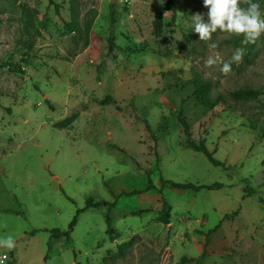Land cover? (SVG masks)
I'll list each match as a JSON object with an SVG mask.
<instances>
[{
    "label": "rangeland",
    "instance_id": "rangeland-1",
    "mask_svg": "<svg viewBox=\"0 0 264 264\" xmlns=\"http://www.w3.org/2000/svg\"><path fill=\"white\" fill-rule=\"evenodd\" d=\"M254 2L264 12V0ZM165 3L0 0V238L16 241L0 248L3 264H264V96H230L264 91V35L245 45L217 32L213 50L193 28L194 14L207 21L203 0H173L174 12ZM72 10L77 31L68 32ZM241 47L228 76L205 64ZM197 80L213 109L192 96ZM177 115L227 171L188 148ZM148 180L156 191L129 195ZM161 198L167 225L157 219ZM78 210L70 240L51 239Z\"/></svg>",
    "mask_w": 264,
    "mask_h": 264
},
{
    "label": "trees",
    "instance_id": "trees-1",
    "mask_svg": "<svg viewBox=\"0 0 264 264\" xmlns=\"http://www.w3.org/2000/svg\"><path fill=\"white\" fill-rule=\"evenodd\" d=\"M164 10L171 11V12L175 11L173 0H166V3L164 5ZM75 16L76 15H75L74 11L72 10V19L70 22L65 24V28L68 32L77 31V22L75 20ZM110 22H111V24L114 22L112 14L110 17ZM152 25H153L154 36L160 37L161 33H162V18L160 15L155 18ZM113 39H114L113 35L110 34L109 38H108L109 51L112 50ZM192 96L200 103L201 107L204 109L211 110L216 105V101L212 100L210 95H209V85L206 81L197 80L193 83ZM230 96L234 100H237V101L254 100V99L258 98L259 96H264V91H262L261 89L245 88V89L233 91L230 94ZM176 119L181 126L182 133L185 137V142H186V145L188 146V148H190L194 152L202 154L212 166L219 167V168L223 169L224 171H227L228 168L222 162H219L213 158V155H212L213 152H209L207 150L203 141L195 142L191 139L190 129H189V126H188L186 120L179 115L176 116ZM72 120H73V117H69L67 119H64L63 121L56 124V127H58L59 129H63V128L67 127L72 122ZM161 183L166 184V185L170 186L171 188L178 189V190L198 191L200 189L211 190V189H217V188L221 187V185L218 183H214L211 186H195L192 184H176V183H173L171 181H161ZM149 191H156V188L150 182V180L147 181V184H146V187L144 188V190L133 191L129 195L142 194V193H146ZM158 193L159 194L161 193L160 190L158 191ZM251 195H253V190L250 189L249 187H245L243 189V196H251ZM161 204H162L161 209L158 212L157 219L163 225H167L168 220H169V214L167 211V203L165 202V200L163 198H161ZM100 206H108V208H107V210H108L112 206V204H108L104 201H93L92 199H88L86 202V207L97 208ZM79 212H80L79 210L76 211V214L72 218V220H71L66 231L51 230L50 231V238L51 239H58L60 237H64L66 239V241H69L70 240V233L73 231V228L76 224V216L78 215ZM229 217H230V215H226L223 217V220H226ZM105 224H106V232H105L106 235L108 236L109 239H113L116 236V233H115V230H113L110 227V219L108 217V211L105 215ZM216 229H217V227H215L214 229H212L206 233V240L209 237V235L214 233V231ZM121 246H119V247H121ZM180 264H182V263H180Z\"/></svg>",
    "mask_w": 264,
    "mask_h": 264
},
{
    "label": "clouds",
    "instance_id": "clouds-1",
    "mask_svg": "<svg viewBox=\"0 0 264 264\" xmlns=\"http://www.w3.org/2000/svg\"><path fill=\"white\" fill-rule=\"evenodd\" d=\"M203 6L208 9L207 21L204 15L196 13L192 16L194 32L199 40L209 42L210 49H217L218 45L212 41L213 34L217 32L228 36L243 37L242 43L256 44L264 35V12L259 3L254 0H203ZM245 55L244 48H236L229 61H220L217 56L209 55L205 64L208 67L221 64L223 75L232 74V64L242 63ZM16 241L12 236L0 238V248L9 251L15 249Z\"/></svg>",
    "mask_w": 264,
    "mask_h": 264
},
{
    "label": "built area",
    "instance_id": "built-area-1",
    "mask_svg": "<svg viewBox=\"0 0 264 264\" xmlns=\"http://www.w3.org/2000/svg\"><path fill=\"white\" fill-rule=\"evenodd\" d=\"M7 260L6 254H1L0 255V264H3Z\"/></svg>",
    "mask_w": 264,
    "mask_h": 264
},
{
    "label": "water",
    "instance_id": "water-1",
    "mask_svg": "<svg viewBox=\"0 0 264 264\" xmlns=\"http://www.w3.org/2000/svg\"><path fill=\"white\" fill-rule=\"evenodd\" d=\"M113 3H114V1H111V3H110V4L112 5Z\"/></svg>",
    "mask_w": 264,
    "mask_h": 264
}]
</instances>
